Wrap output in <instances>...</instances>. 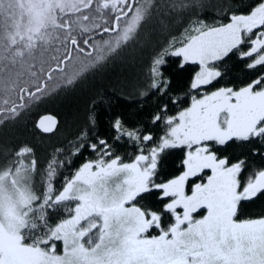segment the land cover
Wrapping results in <instances>:
<instances>
[{"label": "snow or ice", "instance_id": "obj_1", "mask_svg": "<svg viewBox=\"0 0 264 264\" xmlns=\"http://www.w3.org/2000/svg\"><path fill=\"white\" fill-rule=\"evenodd\" d=\"M117 66L135 115L41 158L25 117ZM0 264H264V0H0Z\"/></svg>", "mask_w": 264, "mask_h": 264}, {"label": "trees", "instance_id": "obj_2", "mask_svg": "<svg viewBox=\"0 0 264 264\" xmlns=\"http://www.w3.org/2000/svg\"><path fill=\"white\" fill-rule=\"evenodd\" d=\"M130 70L117 66L116 68L109 67L101 72H97L94 76H90L87 80L82 82L76 90L70 94V97L66 98L61 96L59 99L51 101L49 103L41 105L39 108L34 109L28 114L23 123L26 124L29 129V139L33 140V143L37 146L38 155L43 158L52 148L63 142L64 136L68 134L66 129L70 126V131L75 132L76 127L83 122L85 115L89 107L95 101V107L98 115L100 116L99 132L104 135L107 131V117L110 112L105 107L104 97L111 98L112 111L122 112L126 118L131 119L137 112L136 108L129 107L134 104V100L126 98V94L131 92L133 87L130 86L131 78ZM187 74L180 77L181 81L186 78ZM155 99L149 101L144 107L145 109H151L155 104ZM50 112L59 117L65 128L61 129V132L57 135H53L51 138L43 137L42 134L36 132L35 139H33L31 132L35 131L32 128L35 120L39 115ZM127 151H131V146ZM124 154V150H122ZM180 158V153L174 151L169 155L164 163L166 171H173Z\"/></svg>", "mask_w": 264, "mask_h": 264}, {"label": "rangeland", "instance_id": "obj_3", "mask_svg": "<svg viewBox=\"0 0 264 264\" xmlns=\"http://www.w3.org/2000/svg\"><path fill=\"white\" fill-rule=\"evenodd\" d=\"M130 74H132V75H131L132 77H131V78H128V80L130 81V86H131V87H134V85H135V78H134L132 72H130Z\"/></svg>", "mask_w": 264, "mask_h": 264}]
</instances>
